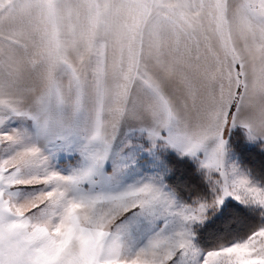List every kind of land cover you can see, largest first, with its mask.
<instances>
[{
  "label": "snow or ice",
  "instance_id": "6c2138e0",
  "mask_svg": "<svg viewBox=\"0 0 264 264\" xmlns=\"http://www.w3.org/2000/svg\"><path fill=\"white\" fill-rule=\"evenodd\" d=\"M0 264H264V0H0Z\"/></svg>",
  "mask_w": 264,
  "mask_h": 264
}]
</instances>
